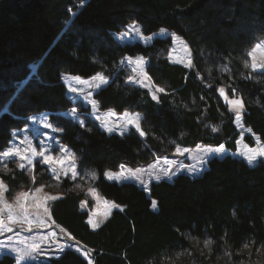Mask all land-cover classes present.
<instances>
[{
	"label": "trees",
	"instance_id": "1",
	"mask_svg": "<svg viewBox=\"0 0 264 264\" xmlns=\"http://www.w3.org/2000/svg\"><path fill=\"white\" fill-rule=\"evenodd\" d=\"M132 22L147 36L165 29L182 38L195 67L168 61L170 36L149 45L117 43L113 35ZM263 39L264 0H0V151L28 117L50 113L49 122L63 129L60 142L77 155L78 169L95 172L98 192L122 208L93 231L79 208L85 195L69 180L61 183L63 198L51 203L52 220L90 250L94 264H249L242 262L248 256L242 241L264 243V161L251 167L237 157H214L199 176L178 174L150 183L147 192L132 183L110 182L104 173L121 163L145 166L153 153L170 155L177 144H222L236 151V113L219 97L220 87L229 98L236 89L244 102L243 125L264 143V69L252 72L244 66L247 53ZM137 55L148 58V73L165 89L158 93L159 103L147 90L126 83L121 60ZM225 67L228 71L221 70ZM96 73L110 78L95 95L99 110L142 113L145 137L132 131L107 134L85 115L81 127L60 114L73 107L62 76L86 79ZM82 111L89 113V108ZM243 141L253 145L247 135ZM0 177L9 185L8 198L30 187V175L18 169ZM42 182L37 178V185ZM152 201L158 211L151 209ZM188 232L201 241L207 233L216 241L211 259L201 256L208 250L182 236ZM181 246L193 255L177 257ZM165 250L172 260L165 259ZM225 251L232 252L231 260ZM0 264H14V259L3 255ZM40 264L87 260L65 250ZM251 264H264V252L255 254Z\"/></svg>",
	"mask_w": 264,
	"mask_h": 264
},
{
	"label": "snow or ice",
	"instance_id": "2",
	"mask_svg": "<svg viewBox=\"0 0 264 264\" xmlns=\"http://www.w3.org/2000/svg\"><path fill=\"white\" fill-rule=\"evenodd\" d=\"M140 28L133 24L128 28L127 31L122 33L123 37H129L133 33H135L137 36L140 34ZM160 34H167L165 29L160 30ZM173 41H176L178 37L173 33L171 34ZM185 50L188 51V46L185 44ZM257 51H260L262 54H264V46L261 45V43L255 44L251 50L247 53L248 59L251 61L249 64L247 61L245 62V67L251 68L252 72H256L258 70L264 69V63H258L255 58V53ZM127 63L131 64L132 60L131 58H126ZM138 66L140 67V75L147 77V73L143 70V65L145 61L143 58H140L136 61ZM185 67L187 68H194L195 65L192 62V57L189 51V55L187 57V63L185 64ZM222 71H228V69L225 67L221 69ZM136 69L133 68V72H135ZM199 76V73L197 74ZM250 78V77H249ZM63 79V77H62ZM75 80L79 81L80 83H88V86L91 88L93 84L96 88H100L103 85H106L109 83V80L107 77H105L102 73H96L92 77H90L89 81H83L80 77H75ZM150 79V78H148ZM126 83L135 85V84H141V86H145L144 83L138 79L136 76H129ZM210 87V86H209ZM73 93H77L79 95L81 92H83V89H76L71 88L70 89ZM219 97H222L224 101L226 102L228 106V110L230 112L234 111L236 113L235 119L236 122L241 121V111L244 109V102L241 97L237 95L236 89H231V95L232 98H229V95L226 93L225 88L220 87L217 89ZM151 92V98L153 101H156L157 103L160 102L159 96L157 93H164L165 89L162 87H155V90ZM89 97H91V93H87ZM203 100V97H201ZM86 103H90L93 107V115L94 119L97 121H100L101 127L104 128L105 131L112 133L115 131H119L120 135H124L125 133L129 132L130 128H134L135 131L139 134L140 137H145L146 133L141 127V121L143 120V117L139 113H132L129 111H124L123 113L117 115V113L109 109L107 113L105 114V118L102 119L99 115H96L95 112L97 110V104L94 100H87ZM63 115L69 117L73 122L79 121L80 126H85V121L81 119V113H78L77 107H73L69 112H65ZM111 118H115L114 123H109V120ZM44 120V123L42 125L43 128L49 129L52 132H62L63 129L59 127H55L52 123H49L47 121L46 115L42 117ZM212 131L216 132L217 128L215 126H212ZM15 136L16 133H13ZM42 135L47 137V133H42ZM184 133L181 132L180 136L183 137ZM259 143V140H257ZM175 143L174 141H169V144ZM20 144H27V147L24 149H21L19 146H17L15 143H11V146L7 147L5 150L0 151V165H2V170L5 173L11 172L12 170L8 168V162H14L17 164V168L20 169L23 172L26 173H32V175L29 177L30 180V187L27 191H21L18 192L15 195L16 205L17 207L14 208L13 205L9 204L6 199V194L10 192L9 185L5 183V179L3 177H0V236L5 235L6 233H12L13 232V226L14 225H26V228H22V230H26L29 232H32L33 228L35 227H47L51 229V225L48 224V221H52V224H55V221L52 220V216L50 213V206L51 202L57 201L59 199H62V194L53 195L51 193H46L45 188L49 185L41 184L37 186V173L35 171V164L34 160L39 163L42 166H46L44 169L48 173H50L51 178L57 182V185L61 184L65 180H71V181H77V180H84L85 176H82L80 171L78 170L77 166V157L74 153L69 151L67 148L63 146L52 147L48 144H44L43 142H40L38 144L39 150H37V147H33L32 142L28 140L27 137H25L23 140L20 141ZM187 149L181 148L178 144L176 145L175 154L177 156H183ZM201 151H203L201 149ZM55 153V154H54ZM225 153L224 145H219L217 148L212 149L211 153H205V155H223ZM241 155L246 159L247 163L249 165H253L254 162L257 160V157L264 158V147H260L254 150H249L247 152L241 153ZM153 156H155V160L153 163L148 164L147 168L144 167H137L134 171L131 169H128V175H124V171L126 169V166L124 164L120 165L121 173L119 177L117 175H111L108 171L104 173V176L108 180H117V179H132L135 181H138L140 185L143 187L145 191L148 190V183L145 182L142 177L147 175L149 179L155 180L159 182L163 178H167L171 180L173 176L177 174L179 171H188L191 174H197L198 172L202 171L201 167H198V165H202L205 163V160L198 159L197 164L194 165H184L182 163L177 164L175 160H169L167 156H159L156 153H153ZM161 161L165 165H168L169 167L166 169H161L159 172H154V170L157 168L158 165L161 164ZM176 166V171L172 170V166ZM161 172L163 175H161ZM15 175V174H13ZM91 179L94 181L97 179V175L95 172L91 173ZM75 187L80 188L81 185L79 183L75 184ZM43 193V195H41ZM89 195H92L95 198V189L90 188L88 191ZM86 201H81V204L86 206ZM113 207H118L117 205H112ZM153 211H158V206L156 201H152L151 205ZM30 208H34L37 210L36 214H32L29 212ZM42 211L43 214L41 215L40 212ZM236 213L233 211V216H235ZM89 224H93V221L89 219ZM56 227H59L56 225ZM93 227H99V224H94ZM60 233L66 234L67 239L69 241L73 240L74 237L70 233H66V230L63 228H60ZM19 232H16L15 235L18 237ZM57 233L55 231L49 230L47 233L39 234V243H33L29 246V249L26 252H23L21 254V250L15 248V247H9L8 241L12 240L11 236H6L4 241H0V255L3 254H9V253H15V260L16 264H23L24 261H35L40 256H44L48 258L50 256V253L41 247V244L48 245L49 248L52 245H55V250H58L60 252H63L66 248H72L73 245L68 244L67 242L61 243V239H57ZM205 238L202 241V248L208 250V255L206 257L203 256V252H201V256L204 259H211L212 255L214 254L213 245L216 243V241L211 238V236H208L207 233H203ZM182 236H187V238L191 240H195L197 245L201 244L200 236H193L191 232L188 233H182ZM242 248L248 250V256L242 257L243 260H248L249 264H251L252 257L257 254L264 252V243L258 244L257 241L254 238H246L242 241ZM7 250V251H6ZM75 250L77 252H81V249L79 247H76ZM82 255L87 260V264H94L93 260L90 258V253L83 252ZM175 255L177 257L179 256H188L191 257L193 255L192 250L190 248H184L180 247V251L176 252ZM224 255L227 256L230 260L233 257V254L231 251H225ZM164 257L167 260H172V255L167 252V250L164 251Z\"/></svg>",
	"mask_w": 264,
	"mask_h": 264
},
{
	"label": "rangeland",
	"instance_id": "3",
	"mask_svg": "<svg viewBox=\"0 0 264 264\" xmlns=\"http://www.w3.org/2000/svg\"><path fill=\"white\" fill-rule=\"evenodd\" d=\"M73 13L74 12H71V14H73ZM133 24L137 25L140 28V26L137 23H133L132 22V23L128 24L125 28H123L120 32H117V33H115L113 35L115 40L117 41V43H119L121 45H123V44H136V43H140L142 45H149L150 43H152L153 39H155V38H165L167 36H170L171 39H172V36H171L172 33L168 32L167 30H166L167 34H160V31H158V32H155V33L147 36V35H144L140 31L139 36H137L135 33H133L129 37H126V38L123 37L122 33L127 31L128 28L130 26H132ZM258 43H261V45L264 46V39L259 41ZM185 44H187V43L180 37H178V39L176 41H173V39H172V45H171L169 51L166 54V58L168 59L169 62L180 64V65L185 67V64L187 63V57L189 55V51H190V54H191V57H192V53H191V49H190L189 45L187 44L188 51H186L185 50ZM126 58H131L132 63L128 64ZM140 58H143V60L145 61L144 65L142 67H143V70L147 73V77H144V76L140 75V67L141 66H138L137 63H136V61L138 59H140ZM255 58H256V61L258 63H264V54H262L260 51H257L255 53ZM248 63L249 64L251 63V61L249 59H248ZM120 64H121V69H124L125 74L127 75L126 76L127 80H128L129 76H136L145 85V86H141V84H139V83L135 84V85L130 84L132 87L143 88V89H145V90H147L149 92L150 96H151L150 89L152 91H154L155 87H159L158 85H156L154 83V81L152 80L150 74L147 71V69L149 67V64H150V61L148 60V58L140 56V55H137V56H125L124 58H122ZM133 68L136 69L135 72H133ZM187 69H189V68H187ZM261 70H263V69H261ZM31 72H34V71L32 70ZM62 77H63L62 82L65 85L66 90H67L66 91L67 92V96H68V98H70L73 107H77V111H78V113H81V119H83L85 121V123H86V117L85 116H88L90 118L89 120L97 123V125H98L100 130L106 132L107 134H113V135H117V136H122V135L119 134V131H115V132H112V133H109V132L105 131L104 128L101 127L100 121H97V120L94 119V115H93L94 110H93L92 105L90 103H86V101L89 100V99L94 100L96 102V104H97V110H96L95 114L99 115L102 119H104L105 118V114L107 113L108 110H106V111H100L99 110L98 103H97V101L95 99V95L98 92V90H100L101 88H103L107 84L103 85L100 88H96L95 85L93 84V86L90 88L88 86V83H80L79 81L74 79L75 77H78V76L64 75ZM105 77H107V76H105ZM148 78H150V79H148ZM107 79L110 82V78L107 77ZM81 80L90 82V78H86V79L81 78ZM25 83H26V81L22 82L21 85H24ZM71 88L83 89V92H81L79 95H77V93H73L70 90ZM89 92L91 93V97H89L87 95V93H89ZM157 95H158V93H157ZM72 108H70L67 111L60 112V114L63 115L65 112H69ZM84 108H89V113H86V112L82 111V110H84ZM125 111H129V112H132V113H139L143 117V114L140 113V112H136V111H133V110H125ZM123 112H121V113H123ZM116 113H117V115L121 114L119 112H116ZM45 115L47 117V121L49 122V113H41V114H37V115H33V116L28 117L25 125L23 126V128H21L19 130L12 131V138H11V141L9 142V144H8V147L11 146V143H15L21 149L26 148L27 144H20V141L23 140L25 137H27L28 140H30L32 142L33 147H37V150H39L38 144L40 142H43L44 144H48V145H50L52 147H57V150H58V146H63L65 148H67L69 151H71L72 153H74L70 148L66 147L65 145H63L60 142V140L58 138V134L60 132H52L51 130L42 127V125L44 123V120L42 119V117L45 116ZM240 115H241V121L240 122H236V119L234 120V125H235L237 131L239 132V137H238V140L236 142V145H237L236 151L232 152L230 150H227L224 147L225 148V153L223 155H211V154H209V155L206 156L205 153H211V150L215 149L217 147H209V146H204V145H197L194 148L181 147L183 149H187V151L185 152V154L183 156H177L175 154V150H176V148H175L171 152L170 155H167V158L169 160H175L177 162V164L182 163L184 165H194V164H197V160L198 159L206 161L202 165H198V167L202 168V171L198 172L197 174H191L188 171H179V172H177L176 175L185 174V175H188L190 177L199 176L207 168V162L210 159H212L214 157L223 158L226 155H229L231 157L240 158L247 165H249L247 163L246 159H244V157L241 155V153L247 152L249 150H254V149H257V148H260V147H264V143H262L260 141V139L257 137V135L252 133L250 129L246 128L243 125L242 114L240 113ZM63 116H65V115H63ZM65 117H67V116H65ZM114 121H115V118H111L109 120V123L110 124L114 123ZM76 123L80 124L79 121H77ZM141 123H142V121H141ZM131 131L136 133L139 136V134L135 131L134 128H130L129 132H131ZM129 132H127V133H129ZM13 133H16V135L14 136ZM42 133H47V137L48 138H45V136L42 135ZM127 133H125V134H127ZM245 135H247V136H249L251 138V140L253 142L252 146L247 145L243 141V137ZM141 138H143V137H141ZM257 140H259V143L257 142ZM5 149H3V150H5ZM201 149L203 151H201ZM76 157H77V155H76ZM155 158L156 157H154V159H152L148 164L153 163ZM259 160L264 161V158L257 157V160L254 162V164L253 165H249V166H251V167L255 166ZM76 163H77V166H78V157H77ZM34 164L35 165L37 164V167H38V170L36 171L37 178H41V180L43 181L41 184L49 185L48 187L45 188V192L46 193H51L53 195L62 194L61 191H60V185L61 184L57 185V182L51 178L50 173H48L47 171L44 170L46 168V166L40 165L35 160H34ZM121 164H124V163H121ZM121 164L118 165L116 171H114V172L108 171V172L111 175H117L119 177V175L121 173V168H120ZM148 164L145 165V166L143 165V166H138V167L147 168ZM124 165L126 166V169L124 171V175L125 176L128 175V169H131V170L134 171L137 168V167L132 168L131 166H129L127 164H124ZM168 167H169L168 165H165L163 163V161H161V164L157 166V168L154 170V172H159L161 169H166ZM0 168H2V165H0ZM8 168L11 169V170L18 169L17 168V164L14 163V162H11V161L8 162ZM18 170H20V169H18ZM78 170L80 171L82 176H85V179L84 180H77V181H71V180H69V181L72 182L73 189L76 192L83 193L85 195V199L83 201L87 202L86 206H84V205H82L80 203L79 208H80L81 211H84V212L87 213V215H88L87 223H88L89 219H91L93 221V224H89L88 223V225H89V228L91 230L95 231L110 217L112 211L121 210L122 208L113 207L112 205H115V204L112 201H109V200L105 199L98 192L97 188L94 186V181L95 180L93 181L91 179V173H93L92 171H86V170L83 171V169L82 170L78 169ZM172 170L176 171V166L175 165L172 166ZM0 172L1 173H5L2 170H0ZM26 174H28L30 176L32 175V173H26ZM161 175H163L162 172H161ZM175 176H173L171 178V180ZM104 178H105V176H104ZM142 179L145 182H147L148 185L150 183H152V182H157L155 180L149 179V177L147 175L143 176ZM106 180H108V179H106ZM162 180L171 181V180H169L167 178H163ZM108 181L117 182V183H124V182L132 183V184H135L136 186H138L139 188H141L144 192H147V191H145L143 189V187L140 185V183L138 181H135V180H132V179H127V180L117 179V180H108ZM76 183H79L81 185V187L80 188L75 187ZM41 184H38L37 186H39ZM90 188H94L95 189V193H96L95 198L92 195L88 194V191H89ZM27 190L28 189H22L19 192L27 191ZM15 195L12 198L6 197L7 202L9 204L13 205L14 208L17 207L16 200H15ZM41 195H43V193ZM62 196H63V194H62ZM151 205H152V203H151ZM151 209H152V207H151ZM29 212L32 213V214H36L37 210L34 209V208H30ZM40 214L41 215H46V214H43L42 211L40 212ZM48 224L52 226L51 229H49L47 227H44V226H41V227L33 228L32 232H29V231H26V230H22V228H26L27 227L26 225H23V226L19 225V224L14 225L13 226V232L12 233H6L5 235L0 236V241H4L6 236H11L12 240L8 241L9 247L10 248L11 247H15V248L21 250V254H23V252H26L29 249V246L31 244L40 242L39 238H38L39 234L47 233L49 230H52V231H55L58 234L57 235V239H60L62 237L61 243L67 242L68 244L73 245L72 248H66L65 250H73L76 253H78L81 257H83L84 259H85V257L82 255L83 252L91 253L90 250L87 247H85L81 243L77 242L75 239L69 241L67 239V235L66 234L60 233V228H62L61 226H59L56 223L53 225L52 221H48ZM94 224H99V227H95L94 228L93 227ZM56 225H58L59 227H56ZM16 232L20 233L18 237L15 235ZM192 242L194 243V245L199 247L202 251H206L207 250V249H203L202 248V241H201L200 245H197L195 240H192ZM41 247L46 249L50 253V256L48 258H46L44 256H40L35 261H24L23 264H26V263H35V264L46 263V262H49L50 259H54V258L59 257L60 254L62 253V252H60L58 250H55V248H56L55 245H52L49 248L48 245L41 244ZM76 247H79L81 249V252H77L75 250ZM3 255H9L13 259H15L14 257H15L16 254L15 253H9V254H3ZM3 255H0V257H2ZM90 258H91V255H90ZM14 264H16V260L14 261Z\"/></svg>",
	"mask_w": 264,
	"mask_h": 264
},
{
	"label": "water",
	"instance_id": "4",
	"mask_svg": "<svg viewBox=\"0 0 264 264\" xmlns=\"http://www.w3.org/2000/svg\"><path fill=\"white\" fill-rule=\"evenodd\" d=\"M31 74H35V72H32ZM24 81H27V79H26V80H24Z\"/></svg>",
	"mask_w": 264,
	"mask_h": 264
},
{
	"label": "crops",
	"instance_id": "5",
	"mask_svg": "<svg viewBox=\"0 0 264 264\" xmlns=\"http://www.w3.org/2000/svg\"><path fill=\"white\" fill-rule=\"evenodd\" d=\"M259 71H261V70H259Z\"/></svg>",
	"mask_w": 264,
	"mask_h": 264
},
{
	"label": "bare ground",
	"instance_id": "6",
	"mask_svg": "<svg viewBox=\"0 0 264 264\" xmlns=\"http://www.w3.org/2000/svg\"><path fill=\"white\" fill-rule=\"evenodd\" d=\"M178 37V36H177Z\"/></svg>",
	"mask_w": 264,
	"mask_h": 264
}]
</instances>
